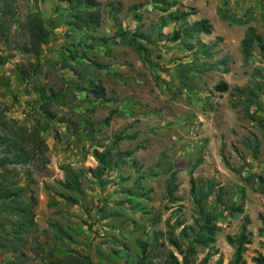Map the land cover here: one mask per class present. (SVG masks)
<instances>
[{"label": "rangeland", "instance_id": "rangeland-1", "mask_svg": "<svg viewBox=\"0 0 264 264\" xmlns=\"http://www.w3.org/2000/svg\"><path fill=\"white\" fill-rule=\"evenodd\" d=\"M97 1L98 19L77 27L66 0H0L12 14L0 38V133L25 138L29 153L13 163L0 144V264L180 261L170 241L187 252L203 223L192 187L212 190L202 208L216 230L210 246L188 252L189 264H232L228 236L237 237L245 216L241 262L257 264L264 52L255 45L244 57L241 41L223 31L242 19L220 5ZM210 10L219 16L208 19L210 33L172 39ZM174 11L191 14L174 21ZM32 13L49 31L37 52L26 28ZM221 81L226 91L215 89ZM105 151L98 170L94 153Z\"/></svg>", "mask_w": 264, "mask_h": 264}, {"label": "trees", "instance_id": "trees-1", "mask_svg": "<svg viewBox=\"0 0 264 264\" xmlns=\"http://www.w3.org/2000/svg\"><path fill=\"white\" fill-rule=\"evenodd\" d=\"M68 5L70 6V9L73 11V18H77L79 21H76V26L81 27L82 25L87 26L90 21H95L98 19V13L92 9H94L96 6L99 5V2L97 0H66ZM5 13H8V18L0 19V38L6 37L9 33L10 23H11V17L12 14L9 9L0 11L1 15H4ZM191 13L188 11H174L170 12V18H172L174 21H180L186 19L188 15ZM3 17V16H1ZM239 21V20H238ZM26 28L28 32V43L31 49L34 52H37L40 45L42 43H45L49 36V31L45 28L42 18L39 16V13H32L28 16L26 19ZM212 29V24L209 22L208 19L203 18L198 21H195L190 25L189 28H184L182 30H176L173 34V40H178L181 37H189L194 33H210ZM27 45V44H26ZM25 45V46H26ZM255 45L258 46L259 51L264 52V39L263 37L257 33L256 29L253 26H248L245 34L241 40V50L245 58H248L253 50ZM140 48L139 46H137ZM28 50V48H27ZM228 88V84L226 81H221L217 85H215V89L218 91H226ZM101 93H102V88ZM94 92H97V90H93ZM99 92V93H100ZM120 136H117L115 140L120 139ZM11 141L12 143L8 144V142ZM0 144H4L6 147V153H12L10 158L11 162L13 163H20V162H26L29 159V153L26 149V139L25 138H13L11 140L10 136H7V134H1L0 133ZM14 151V152H13ZM105 154L106 151L103 153L95 152L94 155L96 157V160L99 162V168H102V170L105 167ZM128 154V152L126 153ZM102 172V171H100ZM212 193V190L209 189L204 194H198V191L195 190L193 187L191 188V194L193 195V201L198 209V214L203 221L201 225V229H199L197 232L192 233L190 236V239L188 243L186 244L187 252H185L183 249H180V245L178 244L177 240L173 239L170 242L172 245L176 247V249L179 251V254L182 256V260H178L177 257L171 254L172 261L169 262V264H189L190 262L187 260L188 258V252H195L194 248L196 245H200L203 247L210 246L211 242L213 241V235L216 230V225L214 224V216L212 214H207L203 212L202 208V201L206 199L210 194ZM218 198V195H216ZM5 195H0V199H4ZM23 204H25L23 202ZM230 210L236 213H242L243 209L241 205L232 204L230 207ZM262 223V231L264 232V215L260 214L258 216ZM250 223V218L248 216L244 217V221L241 226V231L237 235L235 239H231L228 236V240L230 243H234L236 246L235 249V258L233 260L232 264H243L241 262V255L244 249V246L248 243H250V232L247 231V226ZM181 232H184V229L181 230ZM183 235H185L183 233ZM255 261L257 264H264V257L258 256L255 258ZM217 262L216 264H218Z\"/></svg>", "mask_w": 264, "mask_h": 264}, {"label": "crops", "instance_id": "crops-1", "mask_svg": "<svg viewBox=\"0 0 264 264\" xmlns=\"http://www.w3.org/2000/svg\"><path fill=\"white\" fill-rule=\"evenodd\" d=\"M197 4H214V6L220 5L227 9V13L233 15L235 18L243 23H234L231 26L223 27V31L226 36L231 35L232 39L241 41L248 26H253L257 33L264 34V0H191V2ZM211 15L207 14L205 18L214 21V17L219 20L217 13L213 11ZM213 12V13H212ZM220 20H224L221 19Z\"/></svg>", "mask_w": 264, "mask_h": 264}]
</instances>
